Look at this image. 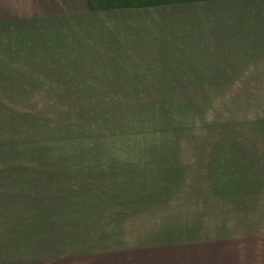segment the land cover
I'll return each instance as SVG.
<instances>
[{"label": "rangeland", "instance_id": "374dc122", "mask_svg": "<svg viewBox=\"0 0 264 264\" xmlns=\"http://www.w3.org/2000/svg\"><path fill=\"white\" fill-rule=\"evenodd\" d=\"M140 87L133 100L21 98L17 147L2 153L18 157L8 183L19 204L55 234L45 244L80 264H242L235 175L249 165L234 157L264 144V97L235 84Z\"/></svg>", "mask_w": 264, "mask_h": 264}, {"label": "crops", "instance_id": "0c3cea01", "mask_svg": "<svg viewBox=\"0 0 264 264\" xmlns=\"http://www.w3.org/2000/svg\"><path fill=\"white\" fill-rule=\"evenodd\" d=\"M187 84L254 86L252 97H264V0H0V264L81 263L45 244L55 234L35 227L36 210L8 183L18 180V157L2 153L17 144L21 98L133 100L140 86ZM250 143L235 151L250 169L235 175L247 219L235 230H249L242 264H264V196L255 194L264 189V144Z\"/></svg>", "mask_w": 264, "mask_h": 264}]
</instances>
